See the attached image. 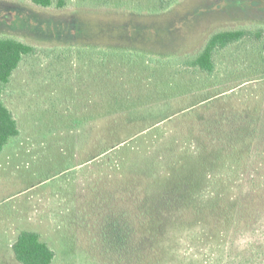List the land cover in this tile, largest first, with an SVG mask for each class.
Masks as SVG:
<instances>
[{
	"label": "rangeland",
	"instance_id": "rangeland-1",
	"mask_svg": "<svg viewBox=\"0 0 264 264\" xmlns=\"http://www.w3.org/2000/svg\"><path fill=\"white\" fill-rule=\"evenodd\" d=\"M61 1L0 0V35L40 49L2 93L20 133L0 150V264H21L11 248L21 230L39 233L55 253L51 264H110L94 219L111 181L160 207L144 264H264V139L234 159L215 140L234 136L232 107L261 102L264 113V33L220 51L211 76L155 65L182 63L215 31L264 28V0ZM100 49L120 51L112 75L101 71ZM245 80L205 108L203 99ZM168 94L181 107L201 103L181 112ZM101 102L122 120L99 126ZM220 119L225 130L214 125ZM129 125L130 147L99 158L100 141L126 137Z\"/></svg>",
	"mask_w": 264,
	"mask_h": 264
},
{
	"label": "trees",
	"instance_id": "trees-1",
	"mask_svg": "<svg viewBox=\"0 0 264 264\" xmlns=\"http://www.w3.org/2000/svg\"><path fill=\"white\" fill-rule=\"evenodd\" d=\"M30 1L42 8L53 6V0ZM61 5H63V1L59 0L58 6ZM263 33L264 28H257L254 30L244 28L218 30L207 37L203 47L197 54L187 57L182 63H173L172 60H167L155 61V65L161 68L179 66L188 70L197 69L211 76L217 71L218 62L216 61V55L220 51L244 39L250 40L256 38V40H260ZM39 50L40 49L35 45L18 38L0 35V150L12 137L18 136L20 133L16 117L3 101L2 93L5 86L11 81V77L15 70L21 65L23 59L37 54ZM93 50L94 49L87 47L88 53H94ZM128 53L129 52L124 51L120 60L122 63ZM118 57L120 58V51L110 52L101 49L98 50L97 58L100 62V68L103 74H113L112 70L108 69L111 65L109 61L114 62L115 60H119ZM180 79L181 77H178V84H181ZM247 82H250V80H245L239 85L231 87V93L227 94L221 91V93L219 92L206 97L203 99L208 102L205 108L211 109L210 107H212L211 105L213 102L216 103L221 100L224 101L223 99L229 98L230 96L233 97L236 94V92L233 91L234 88L241 86V84H247ZM166 97L171 107L175 109L176 106H178L180 109L182 108L181 112H187L194 105L198 106L201 103L200 100H198L196 102L193 101L189 106L183 105L181 107L175 104L177 97L169 94ZM109 99L111 101V98ZM113 102H116V99ZM127 102L129 103V101ZM262 104L263 103L259 102L257 107H250L248 103L246 107L241 110L232 107L231 111L233 114H231V117H228L226 121L232 118V121H235V137H225V143L227 144H224L222 136L216 137L217 139L213 137L230 151L232 159L235 158V155H239L240 149H243V151L248 154L250 152V147L257 143L255 141L261 138L264 139V113H262ZM100 106L99 126L116 124L122 120L121 112L116 111L118 110L117 107L107 108V110H105V103L102 102ZM172 117L173 116H171V118ZM223 122H225L223 119L216 120L214 125H217L219 129L225 130ZM196 123H198V120ZM129 128L132 130L131 134L122 137L118 141H113L109 146L105 145V141L101 140L99 143V147L101 148L99 158L105 157L110 151L117 150L118 152L119 149H124L126 146H129L127 142L136 137L134 128L130 127V125ZM218 133L219 131L217 129L216 134ZM98 135L102 137L101 132H98ZM132 137L133 139H131ZM262 145L264 149V142ZM84 162L88 163V160ZM113 176L117 179L116 175ZM111 183L112 185H110L111 188L108 190L107 195H102L101 197L99 195L96 202L95 217L97 219H94V221L98 224L99 228L96 243L100 245L101 254L107 258L110 264H144L152 256V247L148 237V226L153 219H156L157 214L161 213L160 207L157 203L151 204L141 201L140 199L143 197V194H141V196L137 195L133 186L131 187L133 192H128L127 190L124 195H122L120 193L118 181H111ZM235 212V209L232 211L227 208L221 209V214L225 213L228 215V213H230L233 215ZM86 216L87 213L85 217ZM11 248L14 258L21 264H51L55 256L52 248L45 241L41 240L39 233L32 230H21L12 243Z\"/></svg>",
	"mask_w": 264,
	"mask_h": 264
}]
</instances>
